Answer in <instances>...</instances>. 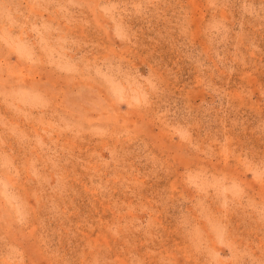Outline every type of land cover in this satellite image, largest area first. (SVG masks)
<instances>
[{
  "label": "rangeland",
  "instance_id": "obj_1",
  "mask_svg": "<svg viewBox=\"0 0 264 264\" xmlns=\"http://www.w3.org/2000/svg\"><path fill=\"white\" fill-rule=\"evenodd\" d=\"M0 264H264V0H0Z\"/></svg>",
  "mask_w": 264,
  "mask_h": 264
}]
</instances>
